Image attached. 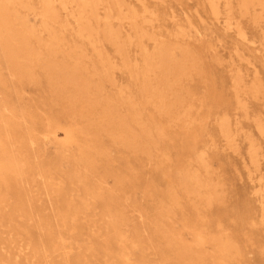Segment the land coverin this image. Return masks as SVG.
<instances>
[{
  "label": "rangeland",
  "instance_id": "1",
  "mask_svg": "<svg viewBox=\"0 0 264 264\" xmlns=\"http://www.w3.org/2000/svg\"><path fill=\"white\" fill-rule=\"evenodd\" d=\"M53 3L0 0V264H264V0Z\"/></svg>",
  "mask_w": 264,
  "mask_h": 264
},
{
  "label": "bare ground",
  "instance_id": "2",
  "mask_svg": "<svg viewBox=\"0 0 264 264\" xmlns=\"http://www.w3.org/2000/svg\"><path fill=\"white\" fill-rule=\"evenodd\" d=\"M68 1L69 0H63V2L66 4V3H68ZM60 3V2H59ZM79 3V2H78ZM80 3L82 4V6L85 8L86 6H88V5H90L92 8H98L97 6H95V7H93V5H91L92 3H90V0H80ZM53 0H46V14H52L53 12H55L54 11V7H53ZM70 4V3H69ZM80 4V5H81ZM95 4V3H94ZM55 5V4H54ZM96 5V4H95ZM90 6H88V7H90ZM217 7V6H216ZM70 8H72V7H70ZM32 9V8H31ZM3 10V9H2ZM92 11V10H91ZM96 11V10H95ZM3 12V11H2ZM81 12V11H80ZM89 13H91V12H89ZM3 14H5L4 12H3ZM43 14V13H42ZM80 15V14H79ZM3 16V15H2ZM6 16V15H5ZM86 16V15H85ZM107 16V15H106ZM1 18V17H0ZM52 18V17H51ZM78 18V17H77ZM55 19V18H54ZM84 20V19H83ZM3 21V20H2ZM22 21V20H21ZM30 22V21H29ZM231 22V21H230ZM230 22H227L228 24H230V25H232V23H230ZM84 25V24H83ZM85 28V27H84ZM32 29V28H31ZM47 30V29H46ZM95 30V29H94ZM92 34V33H91ZM115 35V34H114ZM2 37V36H1ZM19 38V37H18ZM53 38V37H52ZM115 40V39H114ZM25 43H27V42H25ZM22 45V44H21ZM26 45V44H25ZM12 46V45H11ZM13 46H15V45H13ZM12 46V47H13ZM19 46V45H18ZM80 48V47H79ZM123 49V48H122ZM159 49V48H158ZM28 53V52H27ZM102 54V53H101ZM150 55V54H149ZM157 65H158V63H157ZM64 67V66H63ZM150 69V68H149ZM153 70V69H152ZM144 74V73H143ZM154 90V89H153ZM226 117V116H225ZM102 119V118H101ZM24 120V119H23ZM227 121V120H226ZM258 128V127H257ZM260 129V128H259ZM45 137V136H44ZM32 143V142H31ZM5 148V147H4ZM4 153V152H3ZM256 157H258V156H256ZM253 163V162H252ZM255 163V162H254ZM11 164H13V163H11ZM8 165H10V164H8ZM10 167V166H9ZM13 167V166H12ZM257 168V167H256ZM24 169V168H23ZM258 170V169H257ZM22 179V178H21ZM54 180V179H53ZM51 181V180H50ZM51 185V184H50ZM59 185V184H58ZM1 188V187H0ZM89 188V187H88ZM54 191V190H53ZM93 197V196H92ZM70 198V197H69ZM72 198V197H71ZM49 200V199H48ZM91 200V199H90ZM107 200V199H106ZM263 203H264V199H263ZM85 205V204H84ZM119 210V209H118ZM76 214V213H75ZM26 216V215H25ZM83 216V215H82ZM113 218V217H112ZM64 222V221H63ZM86 222V221H85ZM95 227V226H94ZM75 231V230H74ZM94 233V232H93ZM93 233H91V234H93ZM43 234V233H42ZM93 236V235H92ZM50 242V241H49ZM12 244V243H11ZM2 250V249H1ZM5 251V250H4ZM72 251V250H71ZM131 252V251H130ZM109 254V253H108ZM6 256H8V255H6Z\"/></svg>",
  "mask_w": 264,
  "mask_h": 264
}]
</instances>
